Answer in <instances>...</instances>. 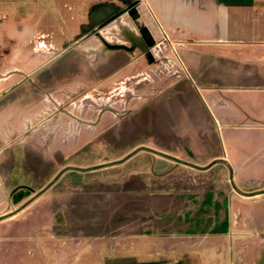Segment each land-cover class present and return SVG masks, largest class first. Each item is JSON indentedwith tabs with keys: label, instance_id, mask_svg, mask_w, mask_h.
Masks as SVG:
<instances>
[{
	"label": "rangeland",
	"instance_id": "rangeland-1",
	"mask_svg": "<svg viewBox=\"0 0 264 264\" xmlns=\"http://www.w3.org/2000/svg\"><path fill=\"white\" fill-rule=\"evenodd\" d=\"M91 6L0 0V137L6 139L0 145V264L41 251L56 255L64 245L37 249L32 243L42 239L43 224L58 240L57 215L64 211L70 232L90 243L80 244L82 256L126 252L133 244L98 243L139 233L167 243L188 240L197 253L200 244L221 256L235 248L246 252L247 244L255 252L264 240L256 231L264 221L258 217L264 185L240 184L230 169L191 168L184 153L176 167L169 165L160 149L201 147V138L175 136L171 126V115L200 95L168 87L176 77L169 47L157 44L160 64L151 65L140 51L106 52L103 39L88 36L71 45ZM122 26L137 32L125 13L101 36L130 46L117 34ZM164 58L170 63L162 65ZM158 248L184 251L185 244Z\"/></svg>",
	"mask_w": 264,
	"mask_h": 264
},
{
	"label": "crops",
	"instance_id": "crops-1",
	"mask_svg": "<svg viewBox=\"0 0 264 264\" xmlns=\"http://www.w3.org/2000/svg\"><path fill=\"white\" fill-rule=\"evenodd\" d=\"M85 1L92 2L91 10L111 2ZM136 1L139 21L156 45L169 47L174 59L176 77L168 87L195 90L200 95L182 114L171 115V126L177 131L175 136L201 138V147L159 152L169 155L171 167L186 154L185 162L191 168L230 169L240 184L264 185V0ZM56 7L61 11L60 4ZM2 136L0 145L6 142ZM57 220L63 234L58 240L51 239L55 238L53 232L50 235L52 230L43 224L38 227L42 239L32 243L37 249L64 245L56 255L48 257L41 251L38 257L11 264H264V240L255 252L257 246L247 244L246 252L235 248L230 256H221L211 244H200L197 253L188 240L167 243L158 234L143 233L98 243L133 244L121 254L107 250L105 256H82L80 244L90 243L70 232L65 211ZM257 227V232L264 233V221ZM160 244H185V248L167 253L158 248ZM149 245L155 249L144 251L142 246Z\"/></svg>",
	"mask_w": 264,
	"mask_h": 264
},
{
	"label": "flooded vegetation",
	"instance_id": "flooded-vegetation-1",
	"mask_svg": "<svg viewBox=\"0 0 264 264\" xmlns=\"http://www.w3.org/2000/svg\"><path fill=\"white\" fill-rule=\"evenodd\" d=\"M115 2H117L119 5L116 4ZM109 3L115 4L116 6L115 10L111 12L109 15H105V16H99V15L92 16V17L88 16L87 23L82 24L80 26L79 34L78 36L74 38L73 43H71V45L81 44V42L84 41L88 36L93 37V38L95 37L94 39H97V40L101 39V41L102 39L104 40L102 42H105L106 46L103 43L102 47H104V50L106 52H125L127 54L134 55L136 51H140L141 56L145 58L148 64H151V65L158 64V63L160 64L158 60H155V57H154L155 54L153 53V50L156 47V42L152 39V37L147 32V30L143 27L136 13V7L138 4L137 1L131 0L129 2V5L125 4V2L122 0H112L111 2H108L107 4ZM125 13H128L129 23L132 27L136 29L137 31L136 33L139 35L141 40H136L133 47H131V45L125 46V44H121L118 46V45H112V44L107 43V41L101 36V31L108 28V26L113 24L114 21H116L121 15L124 16ZM117 34H119L120 38L124 42H126L127 37H126L125 32L119 31V33ZM114 35H116V33ZM147 49H149V51H147ZM104 50L102 51L103 53L105 52ZM169 63H170L169 59L167 58L162 59V65H167Z\"/></svg>",
	"mask_w": 264,
	"mask_h": 264
},
{
	"label": "water",
	"instance_id": "water-1",
	"mask_svg": "<svg viewBox=\"0 0 264 264\" xmlns=\"http://www.w3.org/2000/svg\"><path fill=\"white\" fill-rule=\"evenodd\" d=\"M122 1H124L125 4L129 5V2L131 0H122ZM115 8H116L115 4H99L92 9L91 17L97 15L99 16L109 15L111 12L115 10ZM119 31H123L126 33V37H127L126 42L130 43L131 47L134 46L136 40H141V38L137 33H135L133 30H130L125 26L119 28ZM147 51H149V49H147Z\"/></svg>",
	"mask_w": 264,
	"mask_h": 264
}]
</instances>
